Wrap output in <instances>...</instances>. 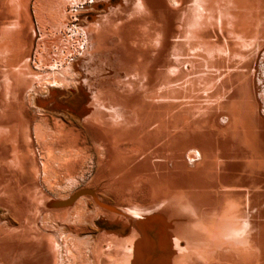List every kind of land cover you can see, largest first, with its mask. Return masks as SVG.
<instances>
[{"label": "bare ground", "instance_id": "6f19581e", "mask_svg": "<svg viewBox=\"0 0 264 264\" xmlns=\"http://www.w3.org/2000/svg\"><path fill=\"white\" fill-rule=\"evenodd\" d=\"M0 264H264V0H0Z\"/></svg>", "mask_w": 264, "mask_h": 264}]
</instances>
